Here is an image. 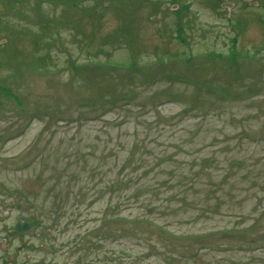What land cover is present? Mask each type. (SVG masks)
I'll return each mask as SVG.
<instances>
[{
	"label": "rangeland",
	"instance_id": "1",
	"mask_svg": "<svg viewBox=\"0 0 264 264\" xmlns=\"http://www.w3.org/2000/svg\"><path fill=\"white\" fill-rule=\"evenodd\" d=\"M223 2L0 0V257L264 264V0Z\"/></svg>",
	"mask_w": 264,
	"mask_h": 264
},
{
	"label": "flooded vegetation",
	"instance_id": "2",
	"mask_svg": "<svg viewBox=\"0 0 264 264\" xmlns=\"http://www.w3.org/2000/svg\"><path fill=\"white\" fill-rule=\"evenodd\" d=\"M26 221V218L23 222H20L19 221V218H18V221L15 223L14 227L16 225L19 224L20 226V229L21 231L19 233H16L17 237L19 238H22L23 236H25V233L27 231H33L36 227H35V224L33 223L34 220L33 219H29L28 220V230L27 231H22V227L23 225L25 224ZM30 235L33 237V234L30 233ZM31 247V248H30ZM36 247V250H29V249H32V248H35ZM38 246L32 244V243H28V242H25V241H22L20 246L17 247V254L18 255H14V256H1L0 259L2 260L3 264H47V260L45 259V257L43 258H33L31 256H25V253L27 252H30V251H33V252H36L38 251ZM48 248H50V245H47Z\"/></svg>",
	"mask_w": 264,
	"mask_h": 264
},
{
	"label": "water",
	"instance_id": "3",
	"mask_svg": "<svg viewBox=\"0 0 264 264\" xmlns=\"http://www.w3.org/2000/svg\"><path fill=\"white\" fill-rule=\"evenodd\" d=\"M214 1H216V2H220V0H214ZM245 1H248V0H245ZM223 7H228V5L224 4ZM21 220H22V218H21ZM26 227H27V226H24V229H26ZM18 229H19V228L16 227V231H18Z\"/></svg>",
	"mask_w": 264,
	"mask_h": 264
},
{
	"label": "trees",
	"instance_id": "4",
	"mask_svg": "<svg viewBox=\"0 0 264 264\" xmlns=\"http://www.w3.org/2000/svg\"><path fill=\"white\" fill-rule=\"evenodd\" d=\"M36 1V0H35ZM185 10H187V8H185ZM179 33V35H181V30L178 32Z\"/></svg>",
	"mask_w": 264,
	"mask_h": 264
}]
</instances>
